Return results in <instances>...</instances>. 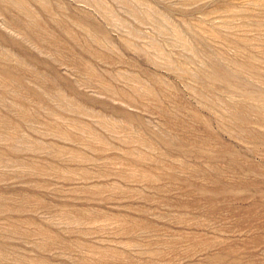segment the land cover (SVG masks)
<instances>
[{
  "label": "rangeland",
  "instance_id": "1",
  "mask_svg": "<svg viewBox=\"0 0 264 264\" xmlns=\"http://www.w3.org/2000/svg\"><path fill=\"white\" fill-rule=\"evenodd\" d=\"M0 264H264V0H0Z\"/></svg>",
  "mask_w": 264,
  "mask_h": 264
}]
</instances>
